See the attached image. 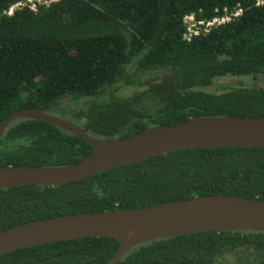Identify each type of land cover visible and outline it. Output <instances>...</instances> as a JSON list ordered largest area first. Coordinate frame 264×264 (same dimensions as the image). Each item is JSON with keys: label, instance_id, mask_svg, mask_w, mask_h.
Instances as JSON below:
<instances>
[{"label": "trees", "instance_id": "1", "mask_svg": "<svg viewBox=\"0 0 264 264\" xmlns=\"http://www.w3.org/2000/svg\"><path fill=\"white\" fill-rule=\"evenodd\" d=\"M0 0V123L12 112L95 98L131 86L73 114L90 136L127 137L192 117L264 116V85L215 88L226 77L264 75V5L258 0H59L37 12L5 15ZM240 16L187 41L184 17ZM92 151L84 139L49 123L13 121L0 140V167L71 165ZM264 201V148H195L151 157L55 186L0 189V230L33 220L140 208L205 195ZM111 237L23 248L0 264H104ZM117 264H264V232H202L145 242Z\"/></svg>", "mask_w": 264, "mask_h": 264}, {"label": "water", "instance_id": "2", "mask_svg": "<svg viewBox=\"0 0 264 264\" xmlns=\"http://www.w3.org/2000/svg\"><path fill=\"white\" fill-rule=\"evenodd\" d=\"M18 119L49 123L87 141L92 151L75 164L0 167V189L55 186L159 155L195 148H264V116L192 117L158 125L127 137L100 139L87 129L36 107L7 115L0 140ZM264 232V201L235 195H205L155 205L44 218L0 230V256L23 248L85 237L119 241L116 254L104 264H117L131 248L145 242L202 232Z\"/></svg>", "mask_w": 264, "mask_h": 264}, {"label": "rangeland", "instance_id": "3", "mask_svg": "<svg viewBox=\"0 0 264 264\" xmlns=\"http://www.w3.org/2000/svg\"><path fill=\"white\" fill-rule=\"evenodd\" d=\"M158 76H159V73H148L144 75H139L135 79V83L131 86L117 84L116 86L106 89L104 93H102V95L95 97V98L89 97V98H85V99H82L80 101H75V102L65 100L64 102L56 106L54 109H49L48 113L53 116L65 119L69 122H72L82 127L83 125L82 122L78 118H76L73 114L75 111L88 107L92 102L106 100L108 99L110 95H113V94L120 95V96H129L133 94L135 91L143 89L139 86L138 84L139 82L145 81V80H152V79L157 78ZM253 82L260 84V85H264V75L259 76L255 81H252V79L249 78V76L222 78V79H219L215 83V85L213 86V89L215 88L226 89V88L235 87L241 84H252Z\"/></svg>", "mask_w": 264, "mask_h": 264}, {"label": "built area", "instance_id": "4", "mask_svg": "<svg viewBox=\"0 0 264 264\" xmlns=\"http://www.w3.org/2000/svg\"><path fill=\"white\" fill-rule=\"evenodd\" d=\"M58 1L59 0H15L4 13L7 16H12L15 11L21 9L37 12L41 7H49ZM257 5H264V0H258ZM241 13L242 9L238 7L235 9L224 8L220 11L217 10V14L209 20L197 19L194 14L186 15L183 20L186 27L183 38L190 41L194 37L208 34L212 29L238 18Z\"/></svg>", "mask_w": 264, "mask_h": 264}]
</instances>
